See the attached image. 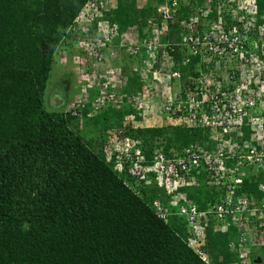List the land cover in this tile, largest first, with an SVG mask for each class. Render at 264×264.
Wrapping results in <instances>:
<instances>
[{"label":"trees","instance_id":"1","mask_svg":"<svg viewBox=\"0 0 264 264\" xmlns=\"http://www.w3.org/2000/svg\"><path fill=\"white\" fill-rule=\"evenodd\" d=\"M86 1L0 0V264H243L236 251L241 231L235 219H227L222 230L218 229L221 223L209 214L203 227L194 232L177 213L182 199L172 205L176 194L206 211L224 196L221 187L207 184L202 167L191 174L194 184L167 194L154 174L145 182L130 175L127 165L124 171H115L103 144L107 129L108 135L122 129L148 164L155 152L168 158L175 154L184 157L186 148L214 149L210 129L142 127L140 116L126 102L127 96L144 93L142 76L151 71L176 69L183 88L190 85L188 78L199 77L196 67L203 71L199 64L207 56L190 57L189 63L182 65L187 52L176 47L170 53L172 67L157 55L150 59L144 49L138 55H131L129 49L143 44L154 28L161 43L178 42L183 34L191 33L187 29L182 32L180 25L194 15L199 16V31L207 22L215 23L221 32L231 28L243 32L250 16L249 23L257 30L264 25V0L256 1L253 15L242 12L241 22L232 9L218 11L215 0L209 9L204 0L191 1L180 5L164 31H160L157 16L164 0L109 2L89 28L97 33L98 23L103 22L116 29L110 48L118 57L111 62L115 59L121 69V99L96 112L92 101L99 89L89 86L74 108L78 115L73 116L63 75L55 79L51 72L55 53L67 51L77 42L71 28L79 26L77 18ZM110 48L103 52L109 55ZM71 56L67 52L72 64ZM259 60L264 64V54ZM86 63L79 51L74 64ZM219 65L211 61L208 66L220 72ZM63 71L75 81L73 68ZM104 84L110 88L113 81ZM82 121L94 127L97 135L91 133L86 139L83 128L78 127ZM251 136L250 128L242 125V141L249 142ZM132 155L135 157L134 152ZM241 177L242 183L231 192L233 198L243 194L258 201L264 197L260 191L264 171L250 169ZM155 204L168 213L166 218L158 216ZM257 238L264 240L261 235ZM259 242L251 249V260L264 255V242ZM197 250L205 255V261ZM257 264H264V258Z\"/></svg>","mask_w":264,"mask_h":264},{"label":"built area","instance_id":"2","mask_svg":"<svg viewBox=\"0 0 264 264\" xmlns=\"http://www.w3.org/2000/svg\"><path fill=\"white\" fill-rule=\"evenodd\" d=\"M111 1L113 0H87L77 18L79 26L71 28L72 35L77 34V42L74 45L84 53L89 67L103 62L106 56L111 58L114 55L110 46L111 40L116 37V29L103 22L98 23L97 33H92L89 28L93 20L101 17V10L108 9ZM190 1L192 0H164L157 12L161 22L160 31L166 30L167 23L176 18L180 5H188ZM211 1L204 0V7L209 9ZM215 1L218 11L226 12L232 9L233 14H238L237 22H241L244 17L242 12L249 16L255 13L257 0ZM225 6L228 9L224 8ZM202 16H205V13ZM198 17L194 15L186 24L180 25L182 32L187 29L191 33L183 34L178 42L161 43L157 39L158 30L154 28L151 30V36L147 37L143 44L131 46L129 53L138 55L144 49L150 59L157 55L164 64L172 66L170 53L174 52L176 47H182L187 52L181 61L182 65H187L190 57L205 55L207 57L202 61L205 65L211 61L220 63L222 68L228 65L224 79L202 80L200 76L195 80L192 78L194 81H190L191 87L185 84L183 88L181 74L176 69L151 71L142 76L144 93L129 95L126 102L136 111V115L140 116L141 126L146 127L149 119L156 115L148 95L150 96L154 89H160L161 100L155 106L160 108L159 112L165 116L168 126L210 129L216 142L214 149L206 151L186 148L184 157H177L175 154L168 158L161 152H155L151 164H148L139 149L134 148L136 143L124 136L120 129L112 135H107L103 151L112 159L115 171L122 172L127 165L130 175L145 182L148 176L154 174L158 184L163 185L167 194H174L180 186L194 184L191 174L202 167L207 173V184L221 187L225 190L224 196L214 202L211 210L206 211H199L193 203L176 194L171 198L172 205H177L179 199H182L177 213L187 219L194 232L203 227L209 214L221 223L218 229L222 230H225L222 226L226 224L227 219H235L241 231L236 251L243 259V264H250L253 263L250 258L251 249L256 248V244L259 245L256 243L259 242L257 237L264 236V197L258 201L243 194L233 198L231 192L242 183L241 176L250 169L264 171V64L259 60L264 54V25L255 30L249 23L252 19L250 16L251 18L244 22L247 27L243 32L236 28L221 32L215 23L207 22H203L205 27L199 31ZM109 48L111 50L107 55L103 50ZM215 58L217 60H214ZM82 67H85V64H82ZM102 75L104 80L99 85H91L89 78L84 79L87 87L95 86L99 89L92 101L93 110L96 112L121 99L118 81L121 69L111 65ZM188 80H191V77ZM104 81H113V84L107 88ZM175 84L178 93L173 92ZM80 102L81 98L70 106L73 116L78 115L74 108ZM242 125L250 128L252 136L249 142L242 141L240 137ZM228 161L233 164L228 165ZM260 191L264 193V184L260 185ZM155 208L160 218H166L168 213L160 205L155 204ZM263 242L264 240L259 243ZM197 253L205 261V255L198 250Z\"/></svg>","mask_w":264,"mask_h":264},{"label":"rangeland","instance_id":"3","mask_svg":"<svg viewBox=\"0 0 264 264\" xmlns=\"http://www.w3.org/2000/svg\"><path fill=\"white\" fill-rule=\"evenodd\" d=\"M192 1H195V0H192ZM224 8L228 9V7H226V6ZM67 52H70V54L73 56V57L71 56L72 57L71 61H72V64L74 66L67 61V58H66ZM113 52H114V55L111 58H115V59L118 58L116 55V51H113ZM78 53H79V50L77 49V47L75 45L74 46L72 45V47L69 48L67 51H66V49L65 50L64 49L58 50L55 53L56 54L55 55V57H56L55 58V64L53 65L52 72H51V76H54L55 79L60 78L61 77L60 75H63L61 77V79H62V83L64 86V92L68 94L67 96H71L70 102H73V103L78 101L81 98V95H83L84 89H86L85 87H87L86 86L87 82H85V81L88 78L90 80L91 85H94V84L99 85L104 80V78H103L104 76L102 75L104 73V71L111 65H114V66L117 65V62L115 59H114V61L116 62V64H115V62L113 64L111 62V58L106 56L105 59L103 60V62L96 63L94 65V67H93V65H91L89 67L87 64H85V67H82V65L78 66V65L74 64V62L76 60V54H78ZM201 64H202V66H203L202 68L204 70L201 72V75H199V77L202 76V78H201L202 80H204V78H206V79H211V81H213L215 76H219V77L223 78V76H225L226 72L228 71L226 69L228 67V65H225V67H223V68L221 67L220 72H219V70L218 71L213 70L210 66H205L204 63H201ZM71 65H72V67H71ZM70 68L71 69L73 68L72 73L75 72V75H76V79L74 82H73V80L71 81V79H68V75L66 74V72L63 71L64 69L69 70ZM196 71L197 72L199 71V69L197 67H196ZM86 72H87L88 77L86 75ZM85 78H86V80L84 81ZM192 78H194V77H191V80H188V81H194L195 79H197V78H194V80H193ZM163 79H165V78L163 77ZM76 80L79 82H77ZM49 83H50V80H49ZM182 83L183 82H181V85H182ZM76 84H77V86H76ZM47 87H48L47 88V93H48L49 92V86H47ZM177 89H178V87L175 84V87H173V92L178 93ZM173 92L171 91L172 95H173ZM156 93L157 92H155V91H151L150 96L148 95V97L151 99L150 102L154 105V111H155L154 114L156 113V115H154V117L152 116V118L149 119V123L146 124V127H160V126L169 127L168 124L166 123L165 116L159 112L160 108L155 106V105H158L159 101L161 100L159 97V95L161 93L158 92L159 93V94L157 93L158 95ZM46 97H47V95L45 96V99H44L45 106H47ZM81 123L82 124L79 125L78 127L83 128V131L86 133L85 134L86 139L89 138V135L91 133H94L93 134L94 136L97 135L94 127H92L91 125H84L83 121ZM109 132H110V130H108V129L105 131L104 134L106 137H107ZM259 253L262 254V252H259ZM259 253H257V254H259ZM260 258L263 259L264 255H263V257H260Z\"/></svg>","mask_w":264,"mask_h":264},{"label":"clouds","instance_id":"4","mask_svg":"<svg viewBox=\"0 0 264 264\" xmlns=\"http://www.w3.org/2000/svg\"><path fill=\"white\" fill-rule=\"evenodd\" d=\"M199 65L202 66V64H199ZM199 65H198V66H199ZM208 65H209V64H208ZM208 65H205V66H208ZM202 67H203V66H202ZM219 68H221V65H219ZM199 72H202V71L199 70ZM224 77H225V76H223V78H221V77H219V76H215V78L219 79L220 81L223 80ZM257 257H258V256H256L255 259H256ZM259 259H260V262H261V258H260V257H259ZM252 260L254 261V259H252ZM253 263H254V262H253ZM256 264H257V263H256Z\"/></svg>","mask_w":264,"mask_h":264},{"label":"water","instance_id":"5","mask_svg":"<svg viewBox=\"0 0 264 264\" xmlns=\"http://www.w3.org/2000/svg\"><path fill=\"white\" fill-rule=\"evenodd\" d=\"M253 262H254V263H260V259H259V257H257L256 259H254Z\"/></svg>","mask_w":264,"mask_h":264}]
</instances>
